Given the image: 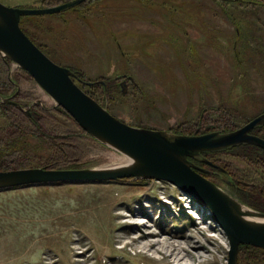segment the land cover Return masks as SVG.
Wrapping results in <instances>:
<instances>
[{
	"label": "rangeland",
	"instance_id": "1",
	"mask_svg": "<svg viewBox=\"0 0 264 264\" xmlns=\"http://www.w3.org/2000/svg\"><path fill=\"white\" fill-rule=\"evenodd\" d=\"M0 1L34 8L67 0ZM21 24L52 58L72 69L88 94L131 125L170 134L226 133L264 113V0H88L61 13L25 16ZM9 62L15 87L0 92V103H17L19 94L28 113L37 103L59 106ZM52 112L50 128L60 134L78 131L68 117ZM258 127L261 131L253 132L261 136L264 125ZM33 139L32 148L45 149ZM73 143L82 151L80 167L113 166L125 156L91 135ZM259 148L261 156L253 159L233 146L190 160L241 203L264 212ZM203 204L153 178L3 189L0 264H227L228 237ZM140 221L147 224L142 231H153L151 239L170 237L163 230H184L210 250L203 252L204 261L185 257L179 263L123 246L127 238L117 239L118 233L126 235ZM138 233L132 229L130 236ZM262 256L252 261L242 253L238 264H264Z\"/></svg>",
	"mask_w": 264,
	"mask_h": 264
},
{
	"label": "water",
	"instance_id": "2",
	"mask_svg": "<svg viewBox=\"0 0 264 264\" xmlns=\"http://www.w3.org/2000/svg\"><path fill=\"white\" fill-rule=\"evenodd\" d=\"M87 0H69L47 7H13L0 1V53L27 71L40 87L92 137L116 148L132 163L108 167H24L0 171V190L37 184L103 182L123 178H153L178 186L212 211L230 244L227 264H238L242 244L264 248V212L254 210L224 191L190 157L250 143L264 150V138L253 133L264 125V113L226 133L170 134L165 130L131 125L89 95L76 74L46 54L24 31V16L55 14ZM89 81L87 84H93ZM8 101V99H6ZM247 208L248 210H244ZM256 216L261 220H251Z\"/></svg>",
	"mask_w": 264,
	"mask_h": 264
},
{
	"label": "trees",
	"instance_id": "3",
	"mask_svg": "<svg viewBox=\"0 0 264 264\" xmlns=\"http://www.w3.org/2000/svg\"><path fill=\"white\" fill-rule=\"evenodd\" d=\"M24 31L28 34L25 29ZM9 70V60L0 54L1 93L6 92L5 90L9 88L8 85L15 87L16 80L9 76ZM86 92L88 93V91ZM18 95L14 98L17 103H0V171L32 166L79 168L82 151L73 141H76L77 138L89 137L90 134L62 106L49 109L37 103L31 107V112L28 113L26 109L21 107L23 103L20 99L21 96ZM53 110L60 112L77 124L78 131L60 134L50 128L49 123L55 117ZM226 122L227 124L230 123L228 126H232L230 119H226ZM255 130L261 131V127H257ZM259 134L264 137V134ZM32 137L35 138L36 142L38 140L39 144H45V149L42 150L39 145L38 148H32L30 143ZM234 147L239 148L246 157L253 159L261 156V149L255 144L243 143ZM262 159L264 160V156ZM249 196L254 199L258 198L254 192H250ZM204 206L209 210L207 205ZM242 253H246L245 258L258 261L260 255L264 254V248L242 244L239 248V260Z\"/></svg>",
	"mask_w": 264,
	"mask_h": 264
},
{
	"label": "bare ground",
	"instance_id": "4",
	"mask_svg": "<svg viewBox=\"0 0 264 264\" xmlns=\"http://www.w3.org/2000/svg\"><path fill=\"white\" fill-rule=\"evenodd\" d=\"M83 88V87H82ZM56 102V101H55ZM121 162L116 163L115 165H123L127 163H132V160L127 156H121ZM244 210H248L247 208H243ZM136 214V213H135ZM131 215L134 216V213ZM138 215V214H136ZM118 216L125 217L126 214L118 213ZM251 220H261V218H257L256 216H247ZM142 223V225L138 224ZM146 223L144 221L134 222L133 228L131 230L126 231V235H122L118 233L117 239L127 238L125 241L126 246L128 244H132L138 246L140 251L143 253H147L150 250H153L156 253H159L160 257L163 259L171 258L174 261H180L185 257H189L192 260L204 261V251L207 252L210 250L209 246L205 243H202L200 240L195 239V237L191 234H187L183 231H168L163 230L165 233L169 234L170 237L173 238H182L185 240L182 242H177V240H172L170 237H163V239H151L150 237L153 235V231L149 230L142 231L143 227H146ZM118 227V226H117ZM125 228V225H122ZM132 229L139 230V233L134 236H130ZM80 264V263H78Z\"/></svg>",
	"mask_w": 264,
	"mask_h": 264
},
{
	"label": "flooded vegetation",
	"instance_id": "5",
	"mask_svg": "<svg viewBox=\"0 0 264 264\" xmlns=\"http://www.w3.org/2000/svg\"><path fill=\"white\" fill-rule=\"evenodd\" d=\"M67 1H69V0H67ZM67 1H65V2H67ZM88 1V0H87ZM86 2V1H85ZM85 2H83V3H85ZM63 3V2H62ZM83 3H81V4H79V5H77V6H75V7H78V6H80V5H82ZM61 4V3H60ZM58 5V4H57ZM54 6V5H53ZM75 7H72V8H70V9H73V8H75ZM69 10V9H68ZM59 13H61V12H59ZM25 17V16H24ZM23 18V17H22ZM21 22H22V19H21ZM21 26H22V24H21ZM29 36L31 37V35L29 34ZM33 40H34V42L46 53V54H48L49 56H50V54L44 49V48H42L41 47V45H39L36 41H35V39L33 38V37H31ZM51 57V56H50ZM52 58V57H51ZM53 60H55L54 58H52ZM56 61V60H55ZM57 62V61H56ZM59 63V62H58ZM59 64H61V63H59ZM61 65H63V64H61ZM64 66H66V65H64ZM68 67V66H67ZM70 68V67H69ZM71 69V68H70ZM72 70V69H71ZM77 79H79V77H77L76 76V78H75V81H77ZM94 84V83H93ZM80 85V84H79ZM88 85H92V84H88ZM254 133V132H253ZM201 173H203V172H201ZM205 176H207L205 173H203Z\"/></svg>",
	"mask_w": 264,
	"mask_h": 264
}]
</instances>
